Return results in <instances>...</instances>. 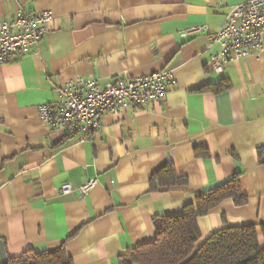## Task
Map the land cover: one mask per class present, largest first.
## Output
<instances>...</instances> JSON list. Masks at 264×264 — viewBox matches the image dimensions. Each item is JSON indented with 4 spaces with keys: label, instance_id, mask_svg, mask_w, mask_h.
Instances as JSON below:
<instances>
[{
    "label": "crops",
    "instance_id": "1",
    "mask_svg": "<svg viewBox=\"0 0 264 264\" xmlns=\"http://www.w3.org/2000/svg\"><path fill=\"white\" fill-rule=\"evenodd\" d=\"M247 1L0 0V21L19 7L55 17L38 49L0 66V264L61 246L73 264H119L156 239L157 217L183 215L237 173L248 202L228 199L199 217L197 245L221 229L264 224V51L221 74L210 64L220 46L209 36ZM163 70L177 80L163 101L105 116L91 138L39 119L38 107L77 77L103 87ZM166 166L188 184L151 191ZM91 179L85 197L58 193Z\"/></svg>",
    "mask_w": 264,
    "mask_h": 264
},
{
    "label": "built area",
    "instance_id": "2",
    "mask_svg": "<svg viewBox=\"0 0 264 264\" xmlns=\"http://www.w3.org/2000/svg\"><path fill=\"white\" fill-rule=\"evenodd\" d=\"M55 17L51 11H33L19 7L0 21V66L38 49L49 33ZM206 27H193L185 37L198 34ZM220 50L211 58L213 71L221 74L225 64L264 51V0H249L230 8L222 28L209 36ZM177 85L172 71L163 70L133 79H119L100 86L91 77H77L58 89L54 102L38 107L40 121L49 129L65 136L91 138L102 129L103 118L119 115L129 109L145 107L163 101L170 89ZM97 184L91 179L74 188L64 183L59 188L62 196H87Z\"/></svg>",
    "mask_w": 264,
    "mask_h": 264
},
{
    "label": "trees",
    "instance_id": "3",
    "mask_svg": "<svg viewBox=\"0 0 264 264\" xmlns=\"http://www.w3.org/2000/svg\"><path fill=\"white\" fill-rule=\"evenodd\" d=\"M198 155H201L198 153ZM264 163V148L258 150ZM187 177H179L174 167H164L151 181V191L187 185ZM244 205L248 198L240 183V173L227 183L200 194L194 204L186 207L183 215L157 217L154 221L156 239L128 250L119 264H264V244L258 238V228L264 239V224L230 227L212 234L200 247L197 219L207 215L225 200ZM6 264H73L65 247L37 253L28 250L21 256L10 258Z\"/></svg>",
    "mask_w": 264,
    "mask_h": 264
}]
</instances>
